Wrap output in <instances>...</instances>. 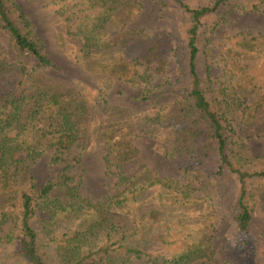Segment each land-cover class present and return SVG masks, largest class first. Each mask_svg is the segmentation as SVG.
I'll list each match as a JSON object with an SVG mask.
<instances>
[{
  "label": "trees",
  "instance_id": "1",
  "mask_svg": "<svg viewBox=\"0 0 264 264\" xmlns=\"http://www.w3.org/2000/svg\"><path fill=\"white\" fill-rule=\"evenodd\" d=\"M76 1L60 16L80 19L76 60L96 74L101 87L93 93L120 79L141 88V101L176 99L160 102L142 124L108 123V172L125 187L91 200L83 195L88 169L72 172L84 162L68 157L80 136L76 114L88 108L72 89L45 86L34 71L54 66L43 38L17 0H0V29L15 52L9 59L0 40V264H218L214 201L250 252L264 156L237 138L231 115L250 125L264 109V33L227 35L218 87L210 37L232 12L260 10L264 0H156L166 25L151 29L129 25L144 17L140 0ZM172 61L178 74L168 78ZM144 134L169 162L144 157L137 143ZM45 153L62 166L47 180L32 169ZM170 168L185 180L162 171Z\"/></svg>",
  "mask_w": 264,
  "mask_h": 264
},
{
  "label": "rangeland",
  "instance_id": "2",
  "mask_svg": "<svg viewBox=\"0 0 264 264\" xmlns=\"http://www.w3.org/2000/svg\"><path fill=\"white\" fill-rule=\"evenodd\" d=\"M17 1L30 17L35 32L43 38L54 64L50 67H36L34 71L39 73L47 88L72 89L77 94L78 99H82L81 104H85L88 108L85 113L82 112L83 116L80 117L81 112L78 115L76 114V118L79 120L77 122L80 128V136L75 143L76 145L71 148L68 157L71 154H77L76 157L79 161L84 162L76 165L72 172H79L83 165L88 169L83 195L95 202L102 201L125 187L124 184L118 182V177L108 172V165H114V161L105 159L107 153L103 144L105 127L117 118L134 119V122L142 124L144 122L142 118L152 112L160 102H173L176 96L168 95L159 103L141 101L138 98L141 88L120 79L114 80L103 91V94L93 93L92 88L95 87L98 92L101 87L96 74H93L80 61L76 60L82 44L75 33L80 19L76 20L73 14L70 17L71 13L60 16L65 3L72 7L77 1ZM140 2L144 17L139 16L129 25L148 29L166 25V21L161 15V6L156 0H140ZM237 31L264 33V5L260 10L232 12L228 22L222 24L211 35V74L214 78L215 87L219 86L222 79L219 56L223 47V40H226L229 33ZM0 40L8 48L9 59L13 60L15 52L10 48L9 39L2 29H0ZM177 74V63L172 61L165 75L169 76L168 78H175ZM231 116L236 128L237 138L245 141L253 154L264 156V109L260 113L259 120L250 125L243 122L241 115L233 114ZM137 143L142 149L144 157L151 163L158 160L169 162L168 157L156 149V140L153 137L147 134L141 135L137 138ZM61 168V164L52 162L51 153H45L32 166L38 176L45 180L55 177ZM162 171L175 178L185 180L181 171H174L173 173L171 168ZM213 206L218 214L217 221L214 223L216 232L213 239V246L217 253V263L264 264V201L261 199L253 211L250 235L254 237V240L250 252H248L249 248L246 249L245 247L243 249L241 244L242 235L234 221H232L231 216L223 210L217 201H214ZM197 262L194 261L188 264H204Z\"/></svg>",
  "mask_w": 264,
  "mask_h": 264
}]
</instances>
